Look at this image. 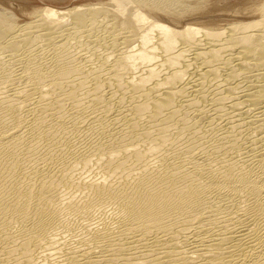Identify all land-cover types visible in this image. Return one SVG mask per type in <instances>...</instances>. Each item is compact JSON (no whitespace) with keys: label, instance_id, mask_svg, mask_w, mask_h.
Masks as SVG:
<instances>
[{"label":"bare ground","instance_id":"obj_1","mask_svg":"<svg viewBox=\"0 0 264 264\" xmlns=\"http://www.w3.org/2000/svg\"><path fill=\"white\" fill-rule=\"evenodd\" d=\"M219 1L0 8V264H264V0Z\"/></svg>","mask_w":264,"mask_h":264},{"label":"rangeland","instance_id":"obj_2","mask_svg":"<svg viewBox=\"0 0 264 264\" xmlns=\"http://www.w3.org/2000/svg\"><path fill=\"white\" fill-rule=\"evenodd\" d=\"M106 1V0H0V8H7L9 11L14 12L16 19L18 22L23 23L24 21L29 20L30 11L34 7H41L45 5L55 6L57 8H72L79 5L84 4H95L97 2ZM245 0H220L218 5L214 11L213 15L205 16L202 19H209L210 17H214L215 19H219L220 25H227L229 22L233 20H243L244 18L240 16H244L243 13L240 14L238 12L242 11L244 13L250 12L252 9V5H244ZM5 5V6H4ZM212 6V5H211ZM245 6H247L245 8ZM249 6V7H248ZM10 8V9H9ZM25 8V9H24ZM239 11L237 12V10ZM245 9V10H244ZM217 10V11H216ZM219 10V11H218ZM229 10V11H228ZM232 10V11H231ZM235 11V13L233 12ZM221 11V12H220ZM228 12V13H227ZM231 12V13H229ZM203 16V15H201ZM225 16V17H224ZM239 16V17H237ZM209 17V18H208ZM196 19L191 18L190 21H195Z\"/></svg>","mask_w":264,"mask_h":264}]
</instances>
